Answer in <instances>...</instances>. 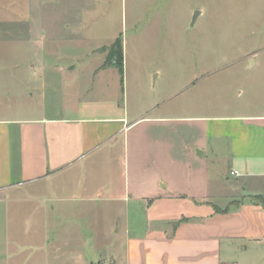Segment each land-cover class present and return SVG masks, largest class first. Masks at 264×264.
I'll list each match as a JSON object with an SVG mask.
<instances>
[{"label":"crops","instance_id":"1","mask_svg":"<svg viewBox=\"0 0 264 264\" xmlns=\"http://www.w3.org/2000/svg\"><path fill=\"white\" fill-rule=\"evenodd\" d=\"M67 3L32 0L27 38L21 18L0 19V34L32 45L34 80L25 88L28 104L17 92L0 106V264H264V41L229 53L227 71L241 80L224 86L221 113L134 114L126 102L125 49L123 75L107 64L109 50H80L84 30L80 38ZM172 120L193 125L198 189L151 171L175 164L159 148L134 154L140 179L93 174L96 164L114 163L123 137L129 160L135 127ZM206 159L224 165L220 193L210 189ZM15 188L23 191L9 192ZM12 216L25 218L32 241L11 235ZM29 245L36 254L30 261L22 257Z\"/></svg>","mask_w":264,"mask_h":264},{"label":"rangeland","instance_id":"2","mask_svg":"<svg viewBox=\"0 0 264 264\" xmlns=\"http://www.w3.org/2000/svg\"><path fill=\"white\" fill-rule=\"evenodd\" d=\"M65 2H68L64 10L69 22L80 24V38L81 27L84 30L85 39L83 43L80 41L82 46L78 45L80 50L99 52L98 56H102L101 53L109 50L108 46L123 35L126 102L134 114L144 112L153 117L158 114L187 116L221 113L224 86L241 80L239 73L229 74L227 71L232 59L228 57L229 53L248 51L254 47L258 49V40L264 41V0ZM31 5L32 0H0V19L9 16L21 18L23 35L27 38ZM196 10L201 13L192 26ZM0 37L4 38L0 47V62L7 63L0 67V106L1 103L10 104L17 92L23 94L20 102L28 104L25 88L34 81L28 62L32 45L27 40L17 38L15 42L7 39V35L0 34ZM15 60L19 67L14 66ZM102 79L100 86L105 96L107 89L104 87L105 79ZM192 130L193 125L185 121L142 123L130 132L129 160L126 156L128 143L123 137L114 163L107 160L96 164L93 174L103 181L140 179L144 171L134 166V154H147L148 149L156 151L159 148L165 161L175 164L151 171L174 175L182 181L180 187L184 189L200 187V184H195L193 170L196 166L193 159L196 139ZM197 161L204 165V161ZM210 163V189L220 193L225 186L218 175H223L225 168L222 162L208 159L207 164ZM21 191L20 188L9 190ZM70 193L81 195V189H73ZM174 212L172 209L169 213ZM73 217L71 213L70 218ZM13 226H17L16 229ZM11 230V235H19L21 241L33 240V236L27 235V222L21 216H12ZM30 248V245L26 246L22 253V257L29 261L36 257Z\"/></svg>","mask_w":264,"mask_h":264},{"label":"trees","instance_id":"3","mask_svg":"<svg viewBox=\"0 0 264 264\" xmlns=\"http://www.w3.org/2000/svg\"><path fill=\"white\" fill-rule=\"evenodd\" d=\"M123 37L120 35L109 47L107 64L115 65L124 74Z\"/></svg>","mask_w":264,"mask_h":264},{"label":"water","instance_id":"4","mask_svg":"<svg viewBox=\"0 0 264 264\" xmlns=\"http://www.w3.org/2000/svg\"><path fill=\"white\" fill-rule=\"evenodd\" d=\"M200 13H201L200 10H196V11H195V13H194V15H193V20H192V26L194 25V23H195V21H196L198 15H199ZM99 51H102V48H100Z\"/></svg>","mask_w":264,"mask_h":264},{"label":"built area","instance_id":"5","mask_svg":"<svg viewBox=\"0 0 264 264\" xmlns=\"http://www.w3.org/2000/svg\"><path fill=\"white\" fill-rule=\"evenodd\" d=\"M232 174H235V172H234V171H232Z\"/></svg>","mask_w":264,"mask_h":264}]
</instances>
